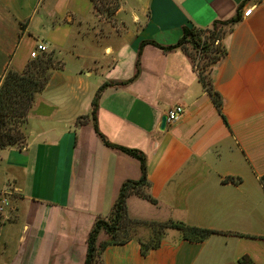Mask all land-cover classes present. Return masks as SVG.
<instances>
[{"label":"crops","instance_id":"1","mask_svg":"<svg viewBox=\"0 0 264 264\" xmlns=\"http://www.w3.org/2000/svg\"><path fill=\"white\" fill-rule=\"evenodd\" d=\"M116 2L106 30L90 0H0V79L21 71L37 43L58 65L34 97L20 143L0 150V264H84L95 221H106L120 186L140 176L138 161L117 148L145 162L146 184L125 199L129 219L215 233L190 242L164 229L145 255L133 237L107 246L102 264H239L242 256L259 264L264 0ZM236 12L240 20L222 40L226 54L209 67L218 111L190 58L157 46ZM177 105L181 116L162 125ZM107 238L100 232L97 243Z\"/></svg>","mask_w":264,"mask_h":264},{"label":"trees","instance_id":"2","mask_svg":"<svg viewBox=\"0 0 264 264\" xmlns=\"http://www.w3.org/2000/svg\"><path fill=\"white\" fill-rule=\"evenodd\" d=\"M94 11H96V3L99 2L104 12H112L117 7L116 0H90ZM108 2L111 7L107 8ZM97 12V11H96ZM240 20L239 13H235L232 17L226 20H216L208 28H183L182 36L178 42L172 46L159 47L163 51H168L175 48H180L193 63V58L186 46L193 52L195 57H198L204 62L201 67L197 68V78L202 86L206 89L211 97V100L218 111H220L221 101L216 92L210 87L209 67L211 64L222 58L226 54L225 46L222 40L225 34L231 27ZM152 45H154L152 43ZM31 63H26L24 68L19 71L7 70L0 79V150L15 144H19L22 140V129L26 114L34 100V97L44 88L50 73L58 69V65L54 62L51 53L40 54L35 59H31ZM138 72V62H135L134 75ZM110 83L103 84L95 93L92 99L91 116L94 115L98 96L105 87L110 86ZM103 143L112 148L113 145L108 144L105 140ZM120 151L136 159L139 163L140 176L136 181L124 182L118 191L117 197L112 205L109 218L105 220L97 219L93 228L89 232L86 240V256L84 264H96V259H100L103 250L110 245L124 244L133 236L125 229L128 224H140L141 222L130 220L126 215L125 199L128 194L134 190L135 192L141 186L146 184L145 180V162L142 155L136 151L120 149ZM264 188V177L262 178ZM2 218L0 216V224ZM153 231L149 241L139 240L140 254L145 253L150 249L159 247L164 229H174L181 233L184 240L190 242H201L208 236L214 234V231L189 227L180 222H163L149 223ZM100 232L107 235V239L101 243H97V236ZM120 232V234H119ZM239 264H253L251 260L242 256L238 260Z\"/></svg>","mask_w":264,"mask_h":264},{"label":"rangeland","instance_id":"3","mask_svg":"<svg viewBox=\"0 0 264 264\" xmlns=\"http://www.w3.org/2000/svg\"><path fill=\"white\" fill-rule=\"evenodd\" d=\"M111 5L110 3L108 2V5H107V8H110ZM103 8H106L104 6H101L99 2L96 3V14L98 15V19L101 21L102 24L101 27H105V29L107 30L108 26H112L113 25V22L111 21V13L110 11L109 12H104L103 11ZM107 26V27H106ZM39 44V43H37ZM36 44V45H37ZM35 45V46H36ZM34 46V48H35ZM32 48V50L34 49ZM189 53L191 54L192 58H193V63L194 65L197 66V68L201 67L202 63L204 62V60L198 58V57H195L193 55V52L189 49L188 50ZM28 53H29V50H24V49H21L19 54L18 55H21V56H28ZM32 61V60H30ZM27 62V63H31V62ZM0 214H1V211H0ZM132 220V219H130ZM129 234H131V236L133 237H139L141 240L143 239L144 242L146 241H149L153 231L152 229L149 227L148 224H144V225H137V224H128L126 226V229H125ZM120 234V232H119ZM147 238V239H145ZM259 247L261 248L259 250ZM255 249H256V252H255V255H256V258L258 257L259 260H260V263L259 264H264V245H261V244H255ZM252 262V261H251ZM96 264H100V259L97 258L96 259Z\"/></svg>","mask_w":264,"mask_h":264},{"label":"built area","instance_id":"4","mask_svg":"<svg viewBox=\"0 0 264 264\" xmlns=\"http://www.w3.org/2000/svg\"><path fill=\"white\" fill-rule=\"evenodd\" d=\"M252 11V8H248L246 9L243 13H242V17H247ZM46 52V47L44 45H42L41 43L37 44L35 46V48L29 53V58L30 59H35L37 56H39L42 53ZM183 113V108L181 106H174L171 107L167 110L166 115H165V120L168 123H172L174 121H176L181 114ZM6 205V202L3 200L2 202H0V211L3 209V206Z\"/></svg>","mask_w":264,"mask_h":264},{"label":"water","instance_id":"5","mask_svg":"<svg viewBox=\"0 0 264 264\" xmlns=\"http://www.w3.org/2000/svg\"><path fill=\"white\" fill-rule=\"evenodd\" d=\"M164 122H165V118H162V120H161V124L163 125Z\"/></svg>","mask_w":264,"mask_h":264}]
</instances>
